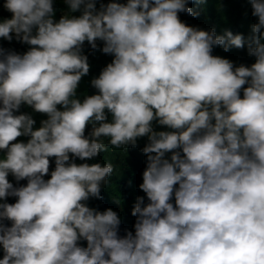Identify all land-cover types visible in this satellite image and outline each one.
Instances as JSON below:
<instances>
[{"label":"clouds","instance_id":"1","mask_svg":"<svg viewBox=\"0 0 264 264\" xmlns=\"http://www.w3.org/2000/svg\"><path fill=\"white\" fill-rule=\"evenodd\" d=\"M189 2L63 0L56 21L53 0H5L0 38L30 48L0 47V201L17 198L0 202V264H264V0H250L247 38L186 25ZM97 41L113 59L81 99L83 46ZM214 47H247L255 62L234 66ZM22 105L47 116L38 129ZM142 137L148 202L137 197L121 236L116 211L87 204L114 166L75 159Z\"/></svg>","mask_w":264,"mask_h":264},{"label":"trees","instance_id":"2","mask_svg":"<svg viewBox=\"0 0 264 264\" xmlns=\"http://www.w3.org/2000/svg\"><path fill=\"white\" fill-rule=\"evenodd\" d=\"M5 0H0V20L10 19L12 14L8 12L4 7ZM107 4L113 2V0H98L97 9L100 7V3ZM114 2L127 3V0H114ZM53 6L55 9L54 19L58 21L60 17L68 12L63 0H53ZM188 7L192 8L194 13L198 15L190 16L187 13H178L179 18L188 26H192L201 30L214 29L217 35H222L224 32L231 31L233 34H242L246 38L251 34V27L257 22V18L252 15V8L250 0H190ZM81 12L71 13V15L79 16ZM97 49H91V46L85 42L83 46V54L88 56V62L90 65V72L84 76L79 84L77 94L78 97L83 99L85 95L96 94L97 90L91 86V80L94 77H98L101 70L107 66L113 59V56L104 54L101 49L103 42L97 41ZM0 47L15 51L18 54H24L29 50L30 46L21 43L13 38L11 42L0 38ZM218 49L222 58L229 59L233 62V52L235 48H231L225 52L222 47H215ZM214 55V53H212ZM255 62V59H252ZM247 87V85H245ZM241 96L243 92L241 91ZM60 106H58L59 108ZM20 113L34 114L32 108L22 105ZM17 113V114H20ZM153 127L156 131H169L166 127L160 126L155 121ZM92 131V126L89 125L86 129L85 135H89ZM29 138V137H26ZM105 144H108V139L101 138ZM147 137L138 138L137 146H128L126 149H114L111 146L107 151H102L98 157L90 161H81L78 158L75 159L77 164L87 162L92 163H112L114 166L113 174L108 178L107 183L102 186L101 196L103 199L97 200L90 198L87 202L89 207L104 211L107 208H111L118 213L121 217L120 235H125V230L134 232V223L136 217L132 216V209L137 201V197L144 196L145 203H147L146 194L143 193L139 185L143 182V172L146 168V156L142 152L143 147L147 144ZM1 153V152H0ZM170 157V153L167 154ZM55 168V158H50L49 174L44 177L45 180L50 179L51 171ZM8 179L15 187L26 186L27 180L17 182L15 178L10 174ZM15 197H8L7 203H15ZM118 201V202H117ZM174 204V198L172 200ZM10 226V222L5 221ZM81 246H86V241L80 242ZM3 258L2 246H0V259Z\"/></svg>","mask_w":264,"mask_h":264},{"label":"rangeland","instance_id":"3","mask_svg":"<svg viewBox=\"0 0 264 264\" xmlns=\"http://www.w3.org/2000/svg\"><path fill=\"white\" fill-rule=\"evenodd\" d=\"M213 53L215 55L216 54H220V52L218 51L217 48H213ZM216 56V55H215ZM233 64L234 66H240V65H245V66H250L252 63H254L252 61V59H255V57H251L248 55V51H247V47L242 48V49H234L233 52ZM33 119L36 121V123L34 124V130L38 129L41 126V121L44 119H47V116L44 114H40V113H34L32 114ZM29 138L26 137H19L17 142H27ZM3 157V152L0 153V158Z\"/></svg>","mask_w":264,"mask_h":264}]
</instances>
